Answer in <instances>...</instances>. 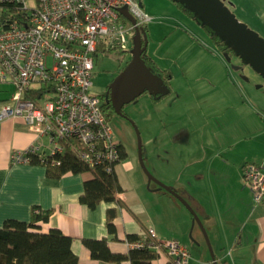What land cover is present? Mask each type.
<instances>
[{"label": "crops", "instance_id": "obj_1", "mask_svg": "<svg viewBox=\"0 0 264 264\" xmlns=\"http://www.w3.org/2000/svg\"><path fill=\"white\" fill-rule=\"evenodd\" d=\"M176 5L185 12L175 18L193 27L190 11ZM166 24L177 32L176 40L158 56L148 54L170 72V91L158 99L151 96L143 123L148 127L154 120L157 128L145 129L142 150L149 170L174 187L191 209L183 208L177 199L184 202L165 187L152 184L139 154L126 147L127 157L115 171L123 187L117 196L127 206L102 201L91 208L80 195L93 172L56 176L41 163L13 162L14 149L38 138L23 118L5 117L0 119V226L7 218L30 221L35 208L52 209L49 220L40 222L42 230L58 227L72 236L83 263L101 262L91 256L83 238L107 236L113 251L126 252L132 247L128 234L141 238L150 229L159 241L176 238L188 249L193 242L197 253L189 249L188 264H264V200L254 203L242 179L245 162L264 165V85L248 81L240 91L230 79L207 77L212 60L227 67L224 58L205 41L199 45L186 30ZM10 84L0 82V104L10 98ZM200 84L205 91L197 92ZM113 206L116 234L107 227V208ZM168 259L161 253L154 263Z\"/></svg>", "mask_w": 264, "mask_h": 264}, {"label": "built area", "instance_id": "obj_2", "mask_svg": "<svg viewBox=\"0 0 264 264\" xmlns=\"http://www.w3.org/2000/svg\"><path fill=\"white\" fill-rule=\"evenodd\" d=\"M123 6L135 24L119 10ZM151 18L140 0H0V82L15 86L0 104V119L23 118L38 138L14 149L13 162L32 163L38 154L47 164V156L70 148L90 166L115 168L124 144L101 95L91 91L95 56L100 49L131 51L135 26ZM56 162L53 157L51 163ZM242 179L253 202L263 201L264 165L245 162ZM147 236L131 241L132 246L147 245L177 264H188L189 249L178 239L155 243Z\"/></svg>", "mask_w": 264, "mask_h": 264}, {"label": "trees", "instance_id": "obj_3", "mask_svg": "<svg viewBox=\"0 0 264 264\" xmlns=\"http://www.w3.org/2000/svg\"><path fill=\"white\" fill-rule=\"evenodd\" d=\"M182 6L185 7L183 4ZM203 26L214 37L218 36L207 24ZM217 42L220 47L225 43L224 40H217ZM143 56L153 70L162 75L167 82L170 72L161 69L147 51L144 52ZM153 96L156 99L159 98L157 95ZM108 115L110 116V113ZM120 151L121 159H125L127 151L124 145L121 146ZM33 157L35 163H41L38 154L33 155ZM47 157L49 162L44 165L47 166L49 173L52 175L59 176L66 172L87 170L93 172V178L85 181L84 191L80 195L82 203L91 208H95L102 201H115L120 206H127L117 196V193L121 192L123 187L115 168L107 171L104 163L90 166L87 162L78 158L70 148H67L61 155ZM53 157L57 159L54 164L51 163ZM51 213L52 209L41 210L35 208L30 221L7 218L0 226V264H155L154 260L160 256L156 249L147 245L143 247L132 246L126 252L113 251L109 245V238L103 236L101 238H83V242L89 248L91 256L101 261L100 263H83L73 250L72 236L64 233L58 227H50L47 231L42 230L40 222H47ZM106 213L108 230L110 233L116 234L114 219L117 215V208L115 206L109 207ZM147 232L149 241L161 243L149 232V229ZM114 237L117 236L114 235ZM138 238L140 237L136 234H128L129 241H135ZM159 264L177 263L173 259H168V261Z\"/></svg>", "mask_w": 264, "mask_h": 264}, {"label": "rangeland", "instance_id": "obj_4", "mask_svg": "<svg viewBox=\"0 0 264 264\" xmlns=\"http://www.w3.org/2000/svg\"><path fill=\"white\" fill-rule=\"evenodd\" d=\"M140 1L142 6L144 5L143 8L146 13L154 17L144 23L145 26H148L147 52H154L155 55H157L156 53H160V50L163 49L164 46H167L168 44L172 43L171 41L176 40L178 36L177 32L174 33L170 27L165 26L167 25L166 23H173L176 29L182 28L183 30L189 32L191 41L194 40L199 45H202V43L205 41L206 45H209L212 49L219 52V56H222L227 62L226 67L218 62V59L217 62L212 60L211 70L209 71L207 77L215 75L218 78L230 79L235 83L240 91H242L241 87L242 89H246V86L249 82H255V87L259 85L261 86L262 84L264 85V77L259 72H257L251 64L247 63L241 56L237 55L230 46L224 43L220 48V44L217 42V40L222 41V39L216 35V37H214V35L208 31L202 25V23H200L199 18L196 17L192 11L188 13L193 16L192 20L190 21H192L195 26L194 24H192L193 27L189 26L188 24L184 25L180 20H177V18H175L177 17V14H184L185 11L176 5V3H178L176 0ZM223 1L240 20L247 23L249 27L264 37V0ZM179 4L182 5L181 2H179L178 5ZM161 15H169L171 17L166 18V16L163 17ZM194 28L199 30L201 36ZM131 35H133L132 31ZM181 41L184 44H189L188 40L186 41L185 39H181ZM229 56L230 60H227V57ZM131 58L132 51H124L119 48L110 50L100 49V51H98L97 55L95 56V74L93 77L91 91L96 94H101L106 82L109 81L111 75H115L119 68ZM8 88L10 89L9 94H11V91H13L15 86L11 83ZM198 88L199 89L197 92L201 91L202 89H206V85L200 84ZM151 96L153 95L146 91L125 105V111L130 114L129 122L121 120L118 114H114L112 119H110L115 132L121 138L124 146L132 153L138 154L139 151V141L136 128H138L140 131L142 145L143 139L146 137L145 129L149 130L150 132L156 131L157 123L154 120L152 123H150V125H148V127H144L143 123L144 115L146 112H149L151 108L150 104L152 101H154ZM144 162L148 168V162L145 160ZM154 183L155 181L153 180L152 184ZM177 200L181 206H184L183 208L188 210L186 207L187 205L182 203L179 199ZM188 247L193 253H197V247L193 242Z\"/></svg>", "mask_w": 264, "mask_h": 264}, {"label": "water", "instance_id": "obj_5", "mask_svg": "<svg viewBox=\"0 0 264 264\" xmlns=\"http://www.w3.org/2000/svg\"><path fill=\"white\" fill-rule=\"evenodd\" d=\"M176 1L181 2L185 8L192 11L199 18L202 25L207 24L237 55L251 64L264 77V37L249 27L247 23L240 20L223 0ZM119 10L133 24L136 23V18L129 13L127 6H123ZM133 40L132 58L111 83L112 101L118 112H121L123 105L131 102L146 91L158 97L170 91L165 78L155 72L143 56L148 47L147 29L144 25L135 26ZM227 60H230V56L227 57ZM116 86L117 96H115ZM136 130L139 141L138 154L140 164L149 179L154 180L160 186L175 194L191 209L189 203L179 195L174 187L160 181L147 168L143 157L140 131L138 128Z\"/></svg>", "mask_w": 264, "mask_h": 264}, {"label": "flooded vegetation", "instance_id": "obj_6", "mask_svg": "<svg viewBox=\"0 0 264 264\" xmlns=\"http://www.w3.org/2000/svg\"><path fill=\"white\" fill-rule=\"evenodd\" d=\"M130 60L126 61L117 71V73L115 75H111L109 81L106 82V85L104 87V89L101 92V97L103 99V106L107 111V114L110 113L109 118L112 119V116L114 114H118L120 116L121 120H124L126 122H129L130 120V114L128 112L125 111V105H123L121 107V112H118L116 110V107L112 101V87H111V83L113 82V80L121 73V71L124 69V67L127 65V63ZM108 72V70H107ZM119 80L117 81L118 84ZM115 96H117V86H116V90H115Z\"/></svg>", "mask_w": 264, "mask_h": 264}]
</instances>
